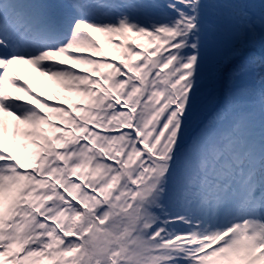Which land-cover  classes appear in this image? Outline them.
<instances>
[{"label":"trees","instance_id":"1","mask_svg":"<svg viewBox=\"0 0 264 264\" xmlns=\"http://www.w3.org/2000/svg\"><path fill=\"white\" fill-rule=\"evenodd\" d=\"M123 5L137 33L125 21L109 26L101 48L86 44L100 59L81 56L106 81L86 76L95 86L81 95V116L110 131L89 130L67 112L63 117L80 126L79 135L45 120L60 136L65 160L50 141L45 154L38 147L25 153L82 204L28 169L1 166L10 175L2 179L0 200V243H7L9 259L0 253V264L236 263L221 247L188 256L195 236H188L185 211L198 199L186 194L189 183H199L192 164L220 126L229 131L235 124L244 131L262 113L264 0H125ZM119 58L124 63H117ZM144 103L148 112L138 122ZM50 112L61 115L60 109ZM88 130L89 142L83 136ZM188 132L192 139L185 143ZM40 212L65 231L45 222ZM39 231L48 238V257L35 262L26 252Z\"/></svg>","mask_w":264,"mask_h":264},{"label":"rangeland","instance_id":"2","mask_svg":"<svg viewBox=\"0 0 264 264\" xmlns=\"http://www.w3.org/2000/svg\"><path fill=\"white\" fill-rule=\"evenodd\" d=\"M14 1L15 3L12 2V7H14L12 10L15 9L16 4L19 2V0H14ZM29 4L30 3L25 5L24 10ZM68 4H69L70 12L72 13L71 17L72 16L75 17L76 15L78 16V18H76L75 20L80 24V27L82 29H86V28L101 29V27H103V26L98 27V23L95 21V19L91 17H86L84 15L82 16L78 12V6L73 0H69ZM28 9H30V7H28ZM43 15L45 16V13H43ZM42 23H43L42 21L37 22L35 25L40 26ZM45 30L39 32L38 34L30 33V35L25 38L29 42L35 41L40 46L44 45L45 42L49 40L57 41V42L54 41V43L52 42V46L55 47L57 46L58 42L64 43L65 41L64 35H66V33L54 34L51 32L49 33ZM69 30L72 31L73 26L69 27ZM75 31L76 30H74V32L72 33V36L68 35V38H71L69 44L70 45L69 52L71 53L74 51L73 45L78 36L77 32ZM62 57H64L63 54L60 53L59 50H56L55 55H53V58L58 60V59H62ZM32 58L35 67H31L30 72L32 73L34 78V85H35L34 87H36L39 90L37 92L38 94L35 95H40V94L41 96L45 95L46 85H48L51 86L52 89H54L53 93L58 101L67 102V98L65 97V94L68 93V91L67 89L65 90L61 89L63 86L58 82L56 69L53 66L46 65L42 55H37V53H35L34 56H32ZM66 58L67 61H71V57L66 56ZM22 59L23 57L21 58V60L19 59L17 62H15L14 67L23 70V68L25 67L24 66L25 63ZM10 68L11 67L9 65V70L11 71ZM7 76H9V78ZM74 78H75V82L77 83L75 76H72L71 78L72 82ZM5 79L7 80L8 83H12V81L14 82L13 76L11 75V73H9V71L6 72V74L4 75V82ZM6 95H7L6 93H2V95H0V98H2L0 99V115L3 118L10 119L11 121L17 118L20 123H23V120L27 118L28 110H24V109L18 110L17 105L10 103V101L7 100V98H5ZM35 95L31 94V92L29 93L28 91L24 93V97L30 100V102L34 101L33 97H35ZM11 110H13L16 113V115L13 114ZM10 112L13 115H10ZM137 119L138 122L144 121V116L142 111L138 113ZM3 126H4L3 130L5 132H8L9 126L6 120L3 122ZM14 141H15V135H13V139L11 141L12 149H14L15 147L17 148V145L15 144ZM2 144H3V140L2 138H0V147H2ZM246 146L252 149V154L255 160L258 161L257 164H259V168H258L259 172H257L254 177L248 178L245 173L249 169H247L244 163L240 164L239 166L237 165L238 164L237 162H239L240 160L239 153L237 152L238 147L236 148L230 146L232 148L230 155L234 157L233 159L234 164L237 166L235 175L236 177H239L238 180L232 178L231 176L224 177L217 170V168H214L213 164H211L210 166V168L212 167L211 170L206 169L205 173L201 174V176L205 180L207 186L216 188L218 182L219 184L222 185L226 184L228 189L230 187L234 188V190L236 191V195H234L232 191L230 193H226L227 197H225L226 200L225 202H223L222 205L219 204L217 206H214L211 203V201L209 204L206 205L204 202H203L204 204L201 203V205H198V209H196L198 213H196L194 217L198 218L199 216H202L204 211L212 213V221H213L212 225L207 226L205 231H202L201 233L199 232L200 234L198 233V237L201 236L203 237V240H205L210 235L212 236L213 234H215L214 238H220L221 242L227 241L228 239L226 246L230 248L232 251H234L236 255H238L239 253L240 256H244L247 260L248 259L250 260L251 264H264V232H263L264 229L262 228L261 225L252 221V219L249 222L248 217L246 219L245 216H241L243 215V213L245 215L246 208L244 207H246L248 204L252 205L251 202H247L248 201L247 198L249 196L248 193L249 188L253 187L252 185L254 178H259L260 176L264 175V136L253 138L250 141V143L246 144ZM219 147H221L222 149V147L224 146L220 145ZM223 149L224 152L226 150L228 151V148L226 147ZM232 152H237V153H232ZM235 159L237 160V162L235 161ZM213 161H215V163L219 162L218 163L219 166L216 164L219 168H221L222 166L229 165L227 163L228 162L227 159H225L224 157H221L219 161L217 160H213ZM240 171H242V174H239ZM194 188H196V186H193L190 189L194 190ZM199 190H201L203 194H205L206 199L215 198L213 195V191L208 187L199 186ZM263 193H264V185H260L259 189L256 188L253 191V193H251V195L254 194V197L258 199L264 197ZM254 206H257L260 211L264 210V203L259 204V203H255L254 201ZM232 215H235L237 219H233ZM196 220L199 221V219ZM15 223H19L20 224L19 227L21 228L22 226L21 219L15 220ZM38 233H39L38 241L28 246V250L30 251V256L35 260V262H38L43 257H48V253H47V247L49 244L48 238L46 236L40 235V231ZM51 233L54 236H57L56 232H54L53 230H51ZM2 253L5 256L7 254L5 250Z\"/></svg>","mask_w":264,"mask_h":264}]
</instances>
